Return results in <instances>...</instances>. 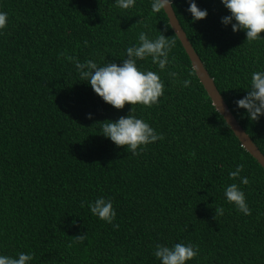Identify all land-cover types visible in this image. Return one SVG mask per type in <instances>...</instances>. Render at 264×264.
<instances>
[{"label":"trees","instance_id":"obj_1","mask_svg":"<svg viewBox=\"0 0 264 264\" xmlns=\"http://www.w3.org/2000/svg\"><path fill=\"white\" fill-rule=\"evenodd\" d=\"M151 2L123 10L114 0H0L8 14L0 34V254L31 252V264H159L156 244L182 242L199 248L186 264H264V169L215 110L163 9L153 12ZM195 2L208 13L197 22L188 0L171 7L264 154V116L251 121L235 104L251 73L264 70V40L249 43L244 31L222 25L229 13L220 0ZM141 31L174 43L165 70L150 58L137 62L165 87L156 105H135L132 114L163 139L133 156L100 133L131 105L104 102L80 80L73 58L119 65ZM237 165L247 185L228 178ZM231 183L244 192L250 215L225 201ZM98 196L111 199L112 224L90 214L88 202ZM218 207L223 215L215 219Z\"/></svg>","mask_w":264,"mask_h":264},{"label":"clouds","instance_id":"obj_2","mask_svg":"<svg viewBox=\"0 0 264 264\" xmlns=\"http://www.w3.org/2000/svg\"><path fill=\"white\" fill-rule=\"evenodd\" d=\"M136 0H114L117 8L131 9ZM220 3L228 10V15L221 17V24L231 25L235 33L238 30L245 32V40L249 43L264 40L260 35L264 30V0H220ZM173 0H152L151 9L159 12L166 6H171ZM187 12L191 14L192 22H197L207 16V9H201L195 0H188ZM8 14L0 11V34L7 26ZM138 44L124 49V57L118 65L107 62L99 65L97 62L87 59L83 63L73 58L75 68L80 80L86 81L93 92L104 102L115 109H123L127 102L131 107L127 115L120 116L115 121L106 120L101 125L100 133L110 139L115 146H125V151L133 156L139 155L144 147L157 140H162L163 135L157 133L146 121L134 114L135 105L150 108L158 103V98L164 94V81L158 73L151 70H141L137 62L150 58L161 71L170 63L169 52L173 47V41L161 34L150 39L144 31L137 36ZM169 77L176 79L175 72H168ZM182 87H188L190 81L185 79L180 82ZM246 94L235 101L237 108H243L248 119L258 120L264 116V70L251 73L246 88ZM90 119L92 114L88 113ZM227 124V120H225ZM243 165H237L234 171L228 172L230 180H239L240 185H247V176H241ZM224 198L227 203L234 205L236 211L245 216L250 215L245 194L237 183H231L224 187ZM88 210L93 217L112 224L116 212L112 201L104 196H98L88 202ZM223 215V208H215V216ZM115 226V225H114ZM82 239V236H78ZM199 254V248L192 243L177 242L171 246L156 244L153 256L159 264H186ZM33 254L31 252H17L14 256L0 254V264H31Z\"/></svg>","mask_w":264,"mask_h":264},{"label":"water","instance_id":"obj_3","mask_svg":"<svg viewBox=\"0 0 264 264\" xmlns=\"http://www.w3.org/2000/svg\"><path fill=\"white\" fill-rule=\"evenodd\" d=\"M163 11L168 19L169 26L171 27L172 31L174 32L181 46L183 47L185 53L187 54L195 75L197 76L198 80L206 91L209 99L211 100V104L214 106L215 110L222 116L223 120H227V126L238 139L240 145L264 169V154L259 150V148L255 145L250 136L237 122L235 116L231 113L223 97L216 88L213 78L209 75L198 54L192 47L184 30L179 24V21L177 20L172 7L166 6Z\"/></svg>","mask_w":264,"mask_h":264}]
</instances>
